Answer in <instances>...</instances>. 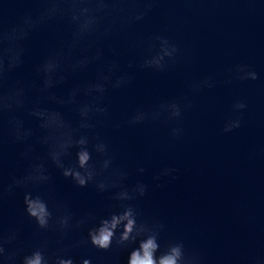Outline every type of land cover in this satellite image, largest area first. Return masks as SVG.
Wrapping results in <instances>:
<instances>
[{"label":"clouds","instance_id":"9594fccd","mask_svg":"<svg viewBox=\"0 0 264 264\" xmlns=\"http://www.w3.org/2000/svg\"><path fill=\"white\" fill-rule=\"evenodd\" d=\"M20 0H0V264H75L68 255L70 248L91 245L101 252L116 247L127 249L138 244L130 252L128 264H205L201 250L189 248L183 239H169L161 243L167 225L159 219L142 218L135 201L148 195L150 185L143 180L129 183V173L114 167L109 143L96 135L90 137L88 130L95 127L96 117L109 116V108L103 104L109 90L130 87L134 70L165 73L175 67L180 56V47L168 37L155 35L149 52L139 64L129 62L127 69L113 59L105 60L103 42L113 36L117 22L121 29L141 21L153 10L158 0H29L38 5L37 11L17 14L14 23H8L6 3ZM144 4L140 10L135 6ZM113 18L109 21V18ZM64 21L68 36L51 47L35 66V79H11V74L25 63L28 43L42 29ZM138 41L137 46L143 44ZM112 56L117 49L109 46ZM92 70L94 76L75 83L63 94L56 89L68 82L70 77ZM229 71L225 83L234 79L255 81L259 76L245 64H237ZM216 80L204 76L187 83L192 93L213 88ZM56 105L57 107H50ZM192 107L187 96L161 101L152 109L135 108L124 124L133 127L146 122L178 121L185 110ZM247 107L243 101L232 105L234 116L225 122L223 131L231 132L241 127ZM64 108L75 112V123ZM101 123L105 121H100ZM34 125V126H33ZM113 127L119 130L122 125ZM183 129H171L173 139L179 140ZM6 144L20 146L17 163L23 168L19 175L4 180V149ZM39 149H43L40 151ZM75 150V161L66 163ZM58 169L65 179H70L77 188L91 186L99 194H107L110 209L108 215L100 216L94 210L81 214L72 211L64 201H54L34 189L45 188L47 194L55 190L50 167ZM136 172H147L138 166ZM178 180L179 169L174 166L162 168L151 179L157 188ZM17 189L24 190L23 212L34 222L33 237L52 233L38 246L21 255L22 249L14 247L20 240L19 229L5 232L2 228V210L5 201ZM87 235L70 244L64 242L74 231ZM57 251L49 254L51 246ZM81 264H91L83 259ZM247 264H264V255L252 257Z\"/></svg>","mask_w":264,"mask_h":264}]
</instances>
